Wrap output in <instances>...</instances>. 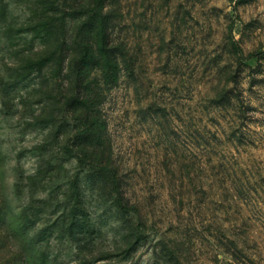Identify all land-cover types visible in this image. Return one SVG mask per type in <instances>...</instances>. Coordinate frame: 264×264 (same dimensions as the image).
<instances>
[{
	"label": "rangeland",
	"instance_id": "374dc122",
	"mask_svg": "<svg viewBox=\"0 0 264 264\" xmlns=\"http://www.w3.org/2000/svg\"><path fill=\"white\" fill-rule=\"evenodd\" d=\"M84 1L116 72L73 111L0 0V264H264V0Z\"/></svg>",
	"mask_w": 264,
	"mask_h": 264
},
{
	"label": "trees",
	"instance_id": "16d2710c",
	"mask_svg": "<svg viewBox=\"0 0 264 264\" xmlns=\"http://www.w3.org/2000/svg\"><path fill=\"white\" fill-rule=\"evenodd\" d=\"M75 2L76 0H43L39 13L38 8H35L33 17L36 20L33 22L31 17L22 28V33H34L32 39L40 38L42 47L35 51V55L25 58V71L20 74V79H24L28 78L32 71L42 73L51 62L59 63L60 73L65 68L72 71L67 73L74 75L72 80L76 82L75 90L64 97L61 110L73 111L94 105L93 101L89 103L87 89L82 93L79 86L76 90L78 83L82 85V81L89 77L93 67L100 66L107 73L116 72L115 52L108 37L109 17L100 13L92 2H80L79 7H75ZM31 9L33 7H30V11ZM50 44L54 46L50 47L51 49ZM66 61L68 65L64 67ZM85 87L87 88L86 85ZM60 126L62 127V124Z\"/></svg>",
	"mask_w": 264,
	"mask_h": 264
}]
</instances>
